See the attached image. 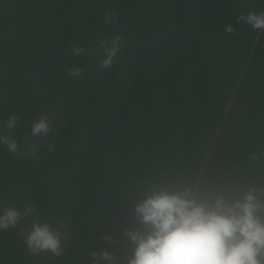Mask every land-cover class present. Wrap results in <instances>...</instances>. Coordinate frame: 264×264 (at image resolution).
Masks as SVG:
<instances>
[{
  "label": "trees",
  "instance_id": "obj_1",
  "mask_svg": "<svg viewBox=\"0 0 264 264\" xmlns=\"http://www.w3.org/2000/svg\"><path fill=\"white\" fill-rule=\"evenodd\" d=\"M249 12L264 0H0V137L17 144L0 143V212L18 213L0 264H128L153 191L210 205L254 188L264 203V29ZM33 223L59 255L28 247Z\"/></svg>",
  "mask_w": 264,
  "mask_h": 264
},
{
  "label": "clouds",
  "instance_id": "obj_2",
  "mask_svg": "<svg viewBox=\"0 0 264 264\" xmlns=\"http://www.w3.org/2000/svg\"><path fill=\"white\" fill-rule=\"evenodd\" d=\"M240 19L253 29H264V13L249 12ZM225 31L232 32L231 26ZM116 44L113 41L102 67L111 65L118 51ZM74 54L78 55L79 49ZM14 124L12 119L8 127ZM47 132L44 118L32 126L33 135ZM0 143H6L9 152L17 151L15 141L0 137ZM260 212H264V203L258 200L254 188L241 199L229 203L216 197L210 205L198 202L190 189L153 191L134 208L146 231L127 233L135 245L128 264H264V222L257 215ZM17 222L15 209L0 212V230L14 227ZM27 244L33 252L59 255L60 240L46 223H33Z\"/></svg>",
  "mask_w": 264,
  "mask_h": 264
}]
</instances>
